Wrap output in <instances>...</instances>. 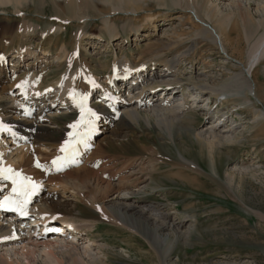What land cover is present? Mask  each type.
<instances>
[{"label": "rangeland", "instance_id": "374dc122", "mask_svg": "<svg viewBox=\"0 0 264 264\" xmlns=\"http://www.w3.org/2000/svg\"><path fill=\"white\" fill-rule=\"evenodd\" d=\"M68 1L26 0L22 11L25 14V21L32 23L35 27L33 37L30 38L31 40L27 38L28 36L18 37V32L15 31L14 37L11 36V33L5 34L3 42H0L3 53L12 52L19 47L28 45L29 51H35L39 56L41 55L40 48L52 45V53L46 57L48 60L45 63L46 69L41 72L42 84L63 75L69 69L71 72L78 66L76 61L72 66L68 61L58 63L54 56L56 48L53 46L59 47L65 43L68 52L71 53L76 46V36L80 32L79 39L82 41L89 34L101 31L104 27L100 19L101 14L112 13L109 3L103 2L106 0H93V2L87 0L86 3L89 2L87 5L85 0H75L80 4L82 9L80 12L84 14L81 16H84L86 21L81 26L79 25L81 21L78 20L63 19L61 21L59 17H71V12L67 8ZM222 1L218 0V2ZM240 1L252 10L255 16L259 17L264 14V0ZM56 3L59 7H56ZM148 4L154 9L156 16L151 24L145 26L144 31L149 34V37L145 40H139V42L132 41L134 36L130 38V26L136 22L134 17L122 12L111 14L112 22L115 23L117 30L122 32L124 37L120 41L122 50L118 55L119 57L133 59L136 62L133 61L132 64L136 65L142 60L154 59V55L156 52L158 53V47L163 53H160L161 56L166 54V57H170L174 56L177 51H183L188 46L193 45L189 57H185L180 64L179 74L182 77L192 75L197 81H206L212 84H219L234 74V70L240 68L239 60H242L248 68L247 56L250 46L245 40H241L239 45L234 43V38L240 34L241 29L237 13L232 21L235 28H233L230 41L227 44V50L231 56H227L219 48L216 41L195 35L199 25L189 12L183 11L179 6H172L170 2L165 7L157 6L155 0H149ZM5 10L6 16L10 18L6 19L7 21L17 19L24 22L23 17L13 15L11 5H7ZM57 13L59 17H57ZM139 15V18L143 20L144 13L141 12ZM2 16L4 15L0 14V17ZM59 24L63 25L64 28L56 32L48 31L50 26L58 28ZM152 24L155 25V30H153ZM258 30L256 37L264 32V26ZM144 31H141V34ZM42 33L52 35L57 44L54 45L51 42L50 45H42V39H40ZM181 33H186L184 35L185 40L182 43L173 44L177 35ZM169 42L175 47L172 50H168L165 46ZM148 45L152 49H147ZM92 49L91 54L102 52L99 47ZM96 57L93 56L88 60V70L98 77H106L112 66L110 51L106 50L98 58ZM157 68L152 67L150 69L147 67L143 72L144 77L146 78V72L149 70L151 71L148 72L149 76H155L154 73L159 70ZM21 69L17 72L19 76L24 73ZM255 71L257 74L253 78L257 85L258 95H256L257 97L251 96V101L245 102L246 104L234 105L227 103L223 96L214 98L209 97L208 94L201 95L199 91L193 90L192 87L194 86L191 84L187 86L188 88L183 89L175 86L179 98L184 96L185 99L190 100L192 98L186 93L187 90L194 93L192 97L195 98L196 103L192 101V107L195 109L194 113L197 112L189 119L192 121V127H190V123H185L186 126L184 125L183 128L174 127V140H171L159 128L147 125L144 121H141V125L130 124L129 126L115 123L107 131L101 130L105 128L101 125L100 131L95 132V141L84 155V159L76 164L77 166L68 167L64 171L68 172L82 166L96 170L104 165L102 163L108 162L111 165L115 157L118 159L122 156L129 159L142 157L147 167H144L147 171L145 172L150 178L142 183V186L140 185L142 190L138 191L132 199L156 202L169 213L170 219H174L176 224L178 217H185L182 224H177L176 231L173 232L175 235L171 234L175 241H172V248L166 259L164 253L168 242L166 245H158L160 252L155 251L143 234L134 233L125 226L111 224L100 213L97 206L84 203L81 198L74 197L72 190L66 188V194L60 197L62 196L60 195L62 194L61 187L55 197L61 200V204L63 203L65 207H61L63 211L61 218L54 221L56 231L63 229L61 224L64 219L68 220L72 217H77V222L82 220L93 221L94 227L89 233L82 235L85 240H80L77 237L73 239L66 237L69 242L66 243L67 239L65 238L64 243H62L64 246L57 247V252L63 253L68 252V250L72 252L73 244H76V247L82 251L84 245H88L91 248L92 259L93 261L96 260V264H102L101 262L106 264H264V120L254 121L253 119L255 109L264 112V63L259 64ZM160 73L162 74L163 71ZM11 89L13 87L6 81L5 77H0V95L7 94L8 90ZM185 90L186 92H184ZM148 94L149 92H147ZM148 96L151 97V95ZM59 105L57 104L56 109H54H58L54 115L55 118H53L54 123H46L48 127L58 125L60 128L73 119L67 109H64L65 111L60 110ZM252 107L256 108L253 109ZM206 110H209L211 114H205ZM210 115L213 116L212 119H208ZM214 116L219 121H216ZM34 124L40 125L39 122H34ZM187 126L189 128H186ZM205 126H211L219 135H225V141L222 145L216 146L213 152L212 150L209 152L208 148L202 142L199 143L196 137V132ZM225 130L227 132H224ZM117 131L118 133L113 134ZM61 132L63 130L60 129ZM117 134L119 138L115 141L116 144L113 147H107L108 138H113ZM227 139L230 140L227 141ZM39 145L37 143L30 144L35 148ZM152 149L156 151L152 153ZM180 154L187 161L184 162L180 158ZM108 171L109 169L102 173L104 180L110 173ZM47 186L52 191L48 194L52 195V184ZM103 198L102 195L99 196L98 202L95 203L98 206H101L102 203L109 205L110 202ZM76 204L78 205L77 209L74 208ZM71 207H73L72 211L69 210ZM171 232L168 231V233ZM168 233L164 234L166 238ZM57 236L64 238L60 233L54 232H50L47 236L39 239H28L23 235L20 244H25L26 249L32 250L37 260L35 264H45L43 251L55 247H46L42 243H48L50 240L55 241L54 238ZM94 244L98 245V248ZM5 247L3 249H7L6 253L12 259H21L20 255H14V248L11 245ZM2 252L3 250H0V253ZM22 260L21 263L25 264Z\"/></svg>", "mask_w": 264, "mask_h": 264}, {"label": "bare ground", "instance_id": "6f19581e", "mask_svg": "<svg viewBox=\"0 0 264 264\" xmlns=\"http://www.w3.org/2000/svg\"><path fill=\"white\" fill-rule=\"evenodd\" d=\"M86 1L87 0L84 2L86 3ZM91 1L93 2V0ZM148 1L149 0L103 1L109 3L112 13L102 15L99 11L101 14L100 19L104 25L101 31L89 34L87 38L82 41L79 39L81 36L80 32L75 40L76 49L73 46L74 49L71 53L68 52L65 43L61 44L59 47L53 46L56 48L54 56L58 63L68 61L72 66L76 61L78 66L71 72L69 69V71H66L63 75L51 81L48 80L44 84H42V80L39 81V79L40 76H42L41 72L46 69L45 63L48 61L46 57L52 53V45L40 48V56L37 55L35 51H29L28 45L19 47L12 52L7 53L6 51L5 54L1 50L2 48H0V57H2L0 63H3L6 59L9 60V57L19 58L20 60L16 67L14 65H10V69H8L6 65L0 67V76H5L6 81L13 87V89L8 90L7 94L0 95V169L8 166L13 174H20L22 176L23 182L20 189L22 187L26 188L31 193L33 197L31 210L35 212L34 220L30 222H27L25 219L17 222H2L0 219V250L4 252L0 253V263L22 264L21 260L23 259L24 261H22L25 262V264H35L37 260L32 250L26 249L27 246H25V244H20L23 235L28 239H39L43 236H47L50 232H54L56 234L60 233L64 238L57 236L59 238H54L55 241L50 240L48 243L46 241V243H42L45 244L46 247H55L43 251V260L45 264H96V260L93 261L92 259L91 248L88 245H84L82 251L76 247V244H73L71 249L72 252H69L70 250L63 253L57 252L56 248L61 245L64 246L62 243H64L63 240L66 237L71 239L77 237L80 240H85L82 235L89 233L94 227L93 221L89 222L82 220L81 222H77V217H72L68 220L64 219L61 224L63 229L61 231H56L54 228V221L61 218V213L63 212L61 207H65L63 203L61 204V200L55 197L60 187L62 188V194H60L62 196L60 197L66 194V188L72 190L74 192V197L81 198L84 203L97 206L100 213L103 214L111 224L125 226L134 233L143 234L155 251L160 252L158 245H166V242H168L164 253L165 259L166 256L170 254L173 244L172 241H175L172 237L175 235L173 232L175 233V228L185 221V217H178L177 225L173 221L174 219H170L169 213L163 210L156 202H150L144 199H132L138 191L142 190L141 184L150 178L144 168L146 166L142 157L137 159H129L125 156L120 157V159L115 157L111 165H109L108 162L102 163L104 165L100 166L99 169L95 168L96 170L82 166L68 172L64 171L68 169V167H73L84 159V155L93 145V141H95V138L92 136V127L97 126V121L102 122L100 125L105 128L100 129L105 131L115 123L129 126L130 124L141 125V121H144L147 125L159 128V130L163 134L168 135L171 140H174V127L183 128L185 123H190V127H192V121L189 119L197 112L194 113L195 109L192 107V101L195 102V98L192 97L194 93L186 89L187 92L186 90L184 92L192 99L187 100L184 96L179 98L177 97L175 86L183 89L188 88L187 86L191 84L194 86L192 87L193 90L199 91L201 95L208 94L209 97L214 98L223 96L227 103L234 105L251 101V96L257 97V85L253 77L257 74L255 71L257 66L264 63V32L258 37H256V34L258 28L264 26V14L259 17L255 16V13L247 8L240 0H223L225 2H218V0H155L157 6L165 7V5L170 2L172 6H179L183 11L189 12L199 25V28L195 31V35L216 41L219 48L227 56H231L228 52L229 50H227V44L230 41V34L233 32V28H235L232 21L237 13L236 15H238V19L240 20L241 29L240 34L234 38V43L239 45L241 40H245L250 46L247 56L249 66L246 68L244 62L239 60L240 68L235 69L234 74L230 75L228 79L219 84H212L211 82L197 81L192 75L182 77V75L179 74L181 68L180 64L185 57H189L193 45L188 46L183 51H177L174 56L170 57H166V54L161 56V48L158 47V53L156 52L154 59L148 58L145 61L142 60L141 63H136L135 67L132 65L133 59L131 60L118 56L112 60L111 67L116 70L117 77L130 72H136L141 65H147L150 69L152 66H157L159 70L154 73L155 76H149L151 72L149 70V73L146 72V78L143 72H140L139 76L142 78V81L139 85H131L132 87H128L126 90V97L120 99L128 103L115 105L113 102L116 98L115 94L118 96V93L113 92V89L110 88L111 82L113 81L111 73L105 78L98 77L88 70V60L93 58V56H97L96 58H98L102 52L106 50L109 51V49H115L118 55L121 52L122 46L120 41H122L121 39L124 37L122 36V32L117 30L111 18V14L116 12H122L127 15L130 14L134 17V21L136 22L130 26V38L134 36L132 41L139 42V40L148 38L149 34L144 31V29H146L145 26L151 24L156 16L154 9L149 6ZM25 2L26 0H0V14L4 15L0 17L2 18L0 19V42H3L5 34L11 33V36L14 37L15 31L18 32V37L28 36V39L33 37L35 27L32 23L25 21V14L24 11H22ZM88 3L89 2H87L86 5ZM7 5H11L13 8V15L20 18L23 17L24 22H20L17 19L7 21L6 19L9 18L6 16L7 13L5 12ZM67 5V8L71 12V17H59L58 13L57 17H59L61 21L63 19L81 21L79 24L81 26V24L86 21V18L81 16V14H84L80 12L82 10L80 4L75 0H69ZM57 6L56 3V7ZM141 12L144 13L143 20L139 18V13ZM62 26L61 24H59L58 28L50 26L48 31H59L64 28ZM154 26L155 25L152 24V28ZM153 30H155V27ZM141 31L144 32L141 34ZM185 34L186 33L178 34L173 44L182 43L185 40ZM105 35L112 39L111 43L104 42L95 44L97 40L92 41L95 39L99 40V38ZM40 39H42V45H50L51 42H53L54 45L57 44V41H55L52 35L50 36L42 33ZM173 44L169 42L166 43L165 46L168 50H172L175 48ZM87 45H91V48H88L86 53H82V50L87 49ZM97 47L102 49L100 50L102 52H93V54H91L93 51L92 48ZM147 49L152 48L148 45ZM113 54L114 52H112V55ZM195 63H197V61H195ZM20 68L24 71L21 76L17 73L20 71ZM160 71H163V73L161 74ZM125 83L126 81L123 82L124 86ZM91 86H93V89L98 88L99 92L89 95ZM143 88L144 90L142 91ZM51 89L54 90L53 94L48 92ZM147 92H149L148 95H151V97L147 95ZM136 94H139V96L136 97ZM71 95H74L73 100L70 99ZM84 96H87V100L83 101V108L85 109L88 104H91V113H95V117L89 115V117L86 118L84 116L80 132L83 130V127H86V130L85 133L74 139L75 146L86 137L88 139L85 144L78 148L76 155L66 159L61 155L59 146L66 139V135L71 129L70 126L75 124L78 117L74 114L77 111L78 114L81 112L80 102ZM89 97H92V99L89 100ZM135 97V101L131 100L133 102H129L130 99L128 98L133 99ZM27 98L29 100H27ZM31 102L38 104L33 108ZM58 103L61 104L59 109H67V112H69L75 120L73 122H68L60 128L58 125L56 127H48L46 123H54L53 118H55L54 115L57 112L56 110H52V106ZM252 108L255 109L256 107ZM209 113L210 111L206 110L205 114ZM212 117L213 116L210 115L208 119H212ZM253 117L254 121L264 120V112L255 109ZM215 120L219 121L218 118H215ZM90 121L93 122L91 125L89 123ZM34 122H39L40 125H35ZM55 123L57 124V122ZM58 128L59 130H56ZM186 128H189V126ZM60 129L63 130V132L60 133ZM100 129L96 128V132L100 131ZM224 132L227 131L225 130ZM87 133H89L90 136H87ZM116 133H118V131L113 134ZM196 137L199 143L202 142L208 148L209 152L211 150L213 152L216 146L222 145L225 141V135H219L211 126L202 127L196 132ZM118 138V134L113 138H108L106 142L107 147H113ZM229 140L230 139H227V141ZM31 143L40 145L35 148L30 146ZM155 151L156 150H153L152 153ZM57 157H60V160L57 164H53V161L56 160ZM180 158L184 162L187 161L182 154H180ZM38 163L40 165L39 167L37 166ZM195 166L197 167V165ZM107 169H109L108 173H110L107 174L108 176L106 180H104L102 178V173H105ZM61 175L66 177L63 178ZM7 180L8 185L13 184L12 178ZM185 181L187 182L188 180ZM49 184L53 186L52 195L48 194L52 192L47 188ZM56 187L59 188L56 189ZM101 195L106 201L108 200V202H110L109 205L107 203H102L100 204L101 206H98V204L95 203L98 202L99 196L101 197ZM21 198H23V194ZM74 208L77 209L78 205L76 204ZM69 210L72 211L73 207ZM168 231L172 232L168 233ZM166 233H168L167 238L164 236ZM68 242L67 239L66 243ZM7 245H11L14 248V255H20L21 259H12V257L6 253L7 249H3V247ZM94 245L96 247L98 246L96 244ZM101 263L104 264L105 262Z\"/></svg>", "mask_w": 264, "mask_h": 264}, {"label": "snow or ice", "instance_id": "6c2138e0", "mask_svg": "<svg viewBox=\"0 0 264 264\" xmlns=\"http://www.w3.org/2000/svg\"><path fill=\"white\" fill-rule=\"evenodd\" d=\"M0 59H2V57H0ZM87 100V96H84L83 98H82V100H81V102H80V104H81V107H83V101H86ZM89 113H90V115L91 116H93V117H95V113H91V111L89 110ZM90 123V125L93 123V122H89ZM70 127H73V128H76L77 127V125H71ZM81 143L83 142V141H80ZM66 148H67V145L65 146V147H62L61 149H60V151L61 152H64V151H66ZM73 153L75 152V149L73 148ZM60 160V157H57V159L56 160H54L53 161V164H57V162ZM37 166L39 167L40 165H39V163L37 164ZM5 170H0V176H3V172H4ZM6 171H11L10 169H8V170H6ZM4 178L5 179H9L10 177H8V176H4ZM16 183V181L15 180H13V184H15ZM20 191L23 193V195H25V196H27V197H29L30 198V196H31V193L26 189V188H21L20 189ZM12 192H13V194H16L17 192H18V189L17 188H13L12 189ZM11 200V198L10 197H8V198H5V202H3V203H0V207H6L7 205H8V203H9V201ZM26 203H27V201H26ZM21 214H26V213H24L23 211H22V213Z\"/></svg>", "mask_w": 264, "mask_h": 264}]
</instances>
